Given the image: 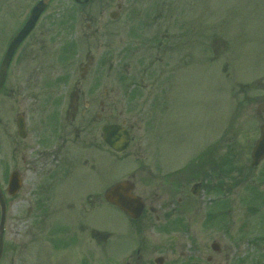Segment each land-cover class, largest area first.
Segmentation results:
<instances>
[{"label": "rangeland", "instance_id": "rangeland-1", "mask_svg": "<svg viewBox=\"0 0 264 264\" xmlns=\"http://www.w3.org/2000/svg\"><path fill=\"white\" fill-rule=\"evenodd\" d=\"M36 1L0 0V63ZM23 46L11 67H65L73 79L94 58L89 79L107 82L111 122L132 133L124 152H112L106 190L134 182V194L145 195L156 215L146 210L139 233L141 221L102 204L92 223L110 237L90 235L78 219L74 253L58 258L49 240L63 227L44 204L43 215L30 210L41 195L35 198L25 167L49 109L10 77L0 94V190L8 202L0 264H35L32 250L45 264H123L130 257L132 264H155L159 255L164 264H264V161L253 166L250 157L264 121V83L257 82L264 78V0H53ZM22 113L26 140L17 134ZM15 169L24 181L11 200L5 189Z\"/></svg>", "mask_w": 264, "mask_h": 264}, {"label": "flooded vegetation", "instance_id": "flooded-vegetation-1", "mask_svg": "<svg viewBox=\"0 0 264 264\" xmlns=\"http://www.w3.org/2000/svg\"><path fill=\"white\" fill-rule=\"evenodd\" d=\"M40 18L34 30L37 28ZM27 19L28 17L12 33L8 44H6L7 48L16 33L25 25ZM34 30L24 42L20 43L16 53L28 42V38L34 33ZM28 49L24 54L28 53ZM89 61L87 64L85 63V70L82 75L73 79V75L63 73L65 72V67H62L61 70L55 69V67H46L45 69L44 67L36 66L25 67L24 69L22 67L13 68L11 67L14 62L13 59L6 75L5 84L0 91V94L4 92L8 78L12 77L15 85L20 84L17 86H22L25 82V87L28 90L30 89L31 94L29 97H41L43 105L49 109L43 119L44 128L39 130V126L37 127L33 134V141H30L31 146L27 147L28 153L33 156L29 154L27 162L25 161V167L32 174L30 177V180H33L31 190L35 191V198H37V195H41L38 198L40 199L38 205L37 202L30 204V207L32 206L30 210L35 211V208L38 207L37 212H41L43 215L41 204H44L43 208L47 217L51 215L58 216L57 218L60 219V224L63 227L59 232L58 239L49 240L52 243L51 248L55 250L53 252L58 258L63 254H66L65 256L67 257L70 251L71 254L69 256L74 253L72 250H75V241H77L76 237H78L74 226L75 221L78 219H81L83 229L92 228L89 233L92 236L103 237V239L107 240L111 235V233L96 229L92 223V218L97 213L100 205L109 203L106 201L104 194L107 191L106 183L110 176L109 168L111 167L109 163L112 149L105 142L101 132L104 125L112 123V114L110 112L112 111V91L107 82H102L96 74L89 79L91 74L88 71L94 67V58ZM95 68L97 71L99 70V67ZM100 68L102 70V67ZM225 69L227 67H223V70ZM59 72L61 75H59ZM257 82L262 84L264 80H258ZM16 117V123L21 121L25 125L26 136L24 140H26L29 136L26 117L23 113ZM104 119H106V122L102 123ZM263 123L264 121L262 125ZM98 125L100 126L98 127ZM20 144L17 139L15 148L19 147ZM219 168L220 166L217 165L216 178H221L223 174ZM18 195L19 193L13 196L11 200L17 199ZM139 196L144 201L143 210L140 213V217L136 220L140 223L143 220V216L148 213L146 210H149V214L156 215V208L151 205L148 206L145 195L139 194ZM155 198L156 193L153 196V202ZM39 206H41L40 209ZM80 215H82V218ZM68 221H71V223ZM141 222L139 233H145L146 222ZM165 225L168 226V223ZM167 226L164 228L168 233L171 227L168 226L167 229ZM25 230L26 238L22 240L21 244V246L24 245L23 250H25V245L28 242L26 241L28 230ZM32 237L33 235L31 234L30 238ZM34 238H36L35 233ZM36 241L38 242V240H34V243ZM20 243L21 241L18 240L17 248ZM33 251L35 250H32V263L35 261V264H45L43 261L40 262L41 255L39 251ZM4 255L5 252L2 258ZM52 257L54 258V255ZM138 258L140 259L141 257L138 256ZM130 259L132 261V257ZM56 260L58 264L65 262L60 261V259ZM154 260L155 264L157 262L164 264L166 257L159 255ZM131 261L126 263L132 264L133 261ZM13 264H16V262Z\"/></svg>", "mask_w": 264, "mask_h": 264}, {"label": "water", "instance_id": "water-1", "mask_svg": "<svg viewBox=\"0 0 264 264\" xmlns=\"http://www.w3.org/2000/svg\"><path fill=\"white\" fill-rule=\"evenodd\" d=\"M51 0H40L33 8L31 15L27 22H25L24 28L17 33L15 38L10 43L6 54H4V58L2 61L1 69H0V90L4 84L6 78L7 69L11 63L13 58V54L16 52V49L20 45L25 37L34 29V26L47 7L48 3ZM87 1V0H86ZM112 16H114L112 14ZM24 125L22 123L19 124L20 133L22 136H25L24 133ZM128 130L120 124H108L103 127V135L105 141L115 150L118 152H122L127 149L130 143V133L127 132ZM253 157V164H257L258 162L264 157V126L262 127V135L260 140L257 142L255 146L254 152L252 154ZM19 175L18 172H13L10 177V183L8 186V193L14 194L20 187L21 183L18 179ZM134 189V184L128 180L121 181L115 183L105 194L106 199L110 202H113L114 205L119 206L123 210H125L128 215L133 218L139 217L142 211V201L137 196L131 194ZM196 192V191H195ZM4 195L0 190V206H1V221H0V259L2 256L3 248H4V229L6 223V200H4Z\"/></svg>", "mask_w": 264, "mask_h": 264}]
</instances>
